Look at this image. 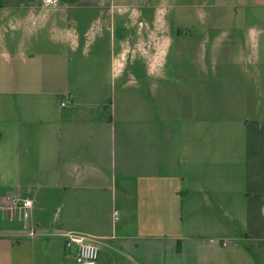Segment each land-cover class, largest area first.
<instances>
[{"label":"crops","instance_id":"0c3cea01","mask_svg":"<svg viewBox=\"0 0 264 264\" xmlns=\"http://www.w3.org/2000/svg\"><path fill=\"white\" fill-rule=\"evenodd\" d=\"M247 1L175 57L170 27L140 21L126 106L114 0H0V264H78L68 232L104 243L98 264H264V0ZM74 10L106 32L82 45Z\"/></svg>","mask_w":264,"mask_h":264},{"label":"rangeland","instance_id":"374dc122","mask_svg":"<svg viewBox=\"0 0 264 264\" xmlns=\"http://www.w3.org/2000/svg\"><path fill=\"white\" fill-rule=\"evenodd\" d=\"M248 4L247 0H114L113 2V14L117 20L121 21L123 26L122 30H119L116 34L117 41L120 36L126 39V51L124 52V60L127 63V69L122 80L123 83L128 84L127 89L122 92V98L124 105L136 106V104L142 103L140 100V93L142 92L134 84L133 78L130 77L128 72H136L135 68L130 65L134 57H139L140 52L137 45V34H140L139 28H146L139 25L141 21L143 24L153 26V22L166 24L170 27V35L174 40L170 56L175 57L180 55L181 43L187 38L188 28H192L194 25H201L202 23H213V15L218 16V20L221 25L229 26L232 19L237 18V9H241ZM111 14V12H110ZM141 14L140 19L138 15ZM203 16V17H202ZM101 18L100 13L96 12L84 14L81 11L74 10L69 13V27L77 32L82 40H88L84 37L86 32L89 35H99L100 29H104V19L98 22V18ZM138 17V18H137ZM153 21V22H152ZM106 32V29H104ZM0 36V72L4 73L8 70L9 74H14L10 67L4 62L1 56L4 55L5 45L3 32ZM145 34V31L142 32ZM195 35V33H194ZM45 37L49 39V35L45 34ZM92 39V38H90ZM21 41V37L17 35V41ZM110 43L111 38L104 39ZM118 44V43H117ZM120 47V46H119ZM117 49V54L120 52V48ZM125 47V48H126ZM38 49L40 46L38 45ZM36 49V50H38ZM75 61V60H74ZM141 71V70H138ZM120 87V86H119ZM118 90V88H117ZM119 92V90H118ZM120 93V92H119ZM120 94L118 101L120 99Z\"/></svg>","mask_w":264,"mask_h":264},{"label":"built area","instance_id":"2783aa9c","mask_svg":"<svg viewBox=\"0 0 264 264\" xmlns=\"http://www.w3.org/2000/svg\"><path fill=\"white\" fill-rule=\"evenodd\" d=\"M68 101L62 103V107H66ZM33 206V201L30 199L23 200L21 202V209L23 210V218L26 222V227H30L29 221L31 219L30 209ZM119 212H114L115 220L119 219ZM34 235V230H31V234ZM66 248L75 249L78 257V264H98L100 256V248L104 243L99 239L90 237L85 234L68 232L64 234ZM207 242L218 248H230L233 242L229 239L211 238Z\"/></svg>","mask_w":264,"mask_h":264}]
</instances>
